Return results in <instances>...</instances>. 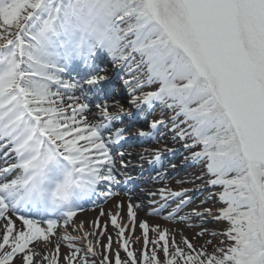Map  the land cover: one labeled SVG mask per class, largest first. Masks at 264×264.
<instances>
[{
    "label": "snow or ice",
    "instance_id": "obj_1",
    "mask_svg": "<svg viewBox=\"0 0 264 264\" xmlns=\"http://www.w3.org/2000/svg\"><path fill=\"white\" fill-rule=\"evenodd\" d=\"M137 116L148 130L130 131ZM167 133L202 170L177 181L193 188L142 189L147 215L198 221L199 246L138 221L145 204L126 188L128 168L143 170L126 159L130 142L158 145L140 153L153 183L176 167ZM121 185L128 219L117 201L113 249L111 235L100 244L107 225L74 218ZM0 264H264V0H0Z\"/></svg>",
    "mask_w": 264,
    "mask_h": 264
},
{
    "label": "bare ground",
    "instance_id": "obj_2",
    "mask_svg": "<svg viewBox=\"0 0 264 264\" xmlns=\"http://www.w3.org/2000/svg\"><path fill=\"white\" fill-rule=\"evenodd\" d=\"M117 87H119L118 89H121V90L123 88V86L119 85V84H117ZM125 107H129V105L125 104ZM93 111H95V109ZM141 122H142L141 124L145 123V121H141ZM134 125H138L139 126V124H137V123H135ZM161 131H163V129ZM161 141H162V143H160V145H164L163 142L166 141V135H165L164 139L161 140ZM144 148H149L150 149V147H144V146L135 145L133 148H128L125 151L131 152L132 153L131 157L133 159L137 160V162H141L140 153L142 152V150ZM176 150H177L176 154H174V155L171 154V153H168V154L165 153V155H164V163H165V165H167L170 162L171 164L176 165V167L174 169L169 168L168 171H170L172 176L173 175H177V178H178V175H179L178 172H179V170L182 167V164H179V162L182 161L183 158L180 159V157H178L181 153H179L178 149H176ZM181 155H183L185 157L184 154H181ZM144 162H146V161H144ZM198 175H200V173L197 172L196 175H194V176H198ZM179 180L180 179H175V177H174L172 179V182L171 181L169 182V186H171L173 189H177V190L180 189V188H187V187H192L193 188L194 187V185L191 184V183H183V184L176 183ZM188 180L189 179H184V181H188ZM150 181L152 182V177L150 178ZM198 182L196 181V185L195 186H199V185L203 184L202 180H198ZM148 189H153V188H147V190ZM132 190H133L132 191V197H131L132 198V202L135 204V203L138 202V199H139V201H141V202H143L145 204V208L136 209V211H137V220L138 221L140 219L141 220L148 219L150 224H157L158 223L161 226L168 227V228H170L169 226H171V225H173V223H175V222H172V221L169 222L167 220H164V219H162L161 217H158V216H148L147 215V207H146L147 206V197L144 195V193L141 195L139 193V191L137 190V187H135V186L132 188ZM128 199H129V197L127 195H125V191L124 190H120V194L118 196H114V197L110 198V200H108L102 206H100V207H98L96 209H93L92 212L85 211L86 213L85 212L81 213V214L78 213L77 216H76V220H77L76 224L79 225L80 222H83L84 230L90 232V227L87 225V222H89L90 219H94L95 221H97V220L99 221L98 228H99L100 231H103L104 230V226L108 225V228H111V230H113L116 233L117 230L111 226L108 213L109 212H112V213L116 212L117 209H116L115 205H116L117 201H121L123 203V206L119 209L120 214H121V218H122L121 222H127V219H128L127 218V202H128ZM197 205H199V201H197L195 204H192L191 207H195ZM211 206H212V204H209V203L203 205V207H211ZM101 210H103L104 215H101ZM184 211L187 212L189 210H187L185 208ZM191 223L192 224H196V223H198V221L193 220ZM211 224H218V223L211 222V223L206 224V225L210 226ZM176 226H178V225H176ZM212 229H214L213 226H212ZM138 230H139V227L137 226L135 231H138ZM69 232H71L73 235H77L78 234L76 232H73L71 228H69ZM116 240H117V237H114L113 238L114 242H113V245H112V247H114V248L116 246H118L117 243L115 242ZM54 242H55V238H53V243ZM43 243L44 242L40 241V242L37 243V245H39V247H40V245H42ZM52 248H53V245L49 244L47 250L48 251H52ZM40 249H41V247H40ZM66 250H67L66 247H64L62 245L61 252L63 253ZM100 251H102L101 248H100Z\"/></svg>",
    "mask_w": 264,
    "mask_h": 264
},
{
    "label": "rangeland",
    "instance_id": "obj_3",
    "mask_svg": "<svg viewBox=\"0 0 264 264\" xmlns=\"http://www.w3.org/2000/svg\"><path fill=\"white\" fill-rule=\"evenodd\" d=\"M153 118H158V117H153ZM164 131V130H163ZM170 136H171V134L170 133H167L166 134V142L164 143V144H166L168 147H170V148H174V149H178V151H179V153H181V154H184L185 155V157L186 156H188V153L186 152V151H184V149H183V147H182V145L179 143V142H173L171 139H170ZM160 142H162V141H160ZM142 145H146V146H152V145H155L152 141H150V142H148V143H146L145 144V142L144 143H142ZM128 148V147H127ZM181 148V149H180ZM183 152V153H182ZM175 154H176V152H175ZM179 155L178 157H180V159L181 158H183L182 159V161H180L179 162V164H182V167H181V169L179 170V175H178V179H180V180H184V179H189V180H191L192 178H193V176L194 175H196V173L198 172V173H200L201 172V166L200 165H193V164H191V162L190 161H188V160H186L185 159V157L183 156V155ZM177 176V175H176ZM175 177V176H174ZM174 177H169V179H167V177L165 178V181H163V182H161L162 184H161V186H163V184H167L168 185V183L171 181V179H173ZM207 178V177H206ZM205 178V179H206ZM167 180V181H166ZM197 182H198V180H197ZM199 183V182H198ZM203 183V182H202ZM169 186V185H168ZM171 187V186H170ZM187 188H192V187H187ZM218 191L219 189H207V191ZM192 195H196L195 193H191ZM206 194V193H205ZM200 198H202V197H199V198H197V200L195 201V203L197 202V201H199L200 200ZM209 204H211V202L209 203ZM96 208H98V207H96ZM96 208H93V207H91V209L90 210H82V211H80V213L79 214H81V213H84L85 211H89V212H92V210L93 209H96ZM191 208V205H189L188 206V208H186V209H190ZM86 213V212H85ZM141 220V219H140ZM77 220H76V218H75V222H76ZM95 220L94 219H90L89 220V222H87V225L90 227V231H92L93 230V228L95 227L96 228V231H97V233L99 234V232H101L100 230H99V228L96 226V224H95ZM170 222V221H169ZM176 225H178V224H176V223H173V225H171V226H169L170 227V229H173V230H176L177 232H179V230L180 229H183V234L184 235H186L189 239H191L192 241H193V243L194 244H196L197 246H199V245H201V244H203L204 243V240L205 239H209V237H204V238H201V237H199V236H197L196 235V233L197 232H199L200 231V227L199 226H195V225H198V223H196V224H193L194 226L193 227H187V226H185V225H178V226H176ZM212 226L214 227V229H212ZM225 225H223V224H211L210 226H207V225H204V227H206V228H208L210 231L211 230H220V229H222L223 227H224ZM108 235H111L112 236V238H114V237H117L116 236V233L113 231V230H111V228H108V225H107V230H106V234L105 235H103V236H100L99 237V239H100V244H101V246L103 245V244H106L107 243V236ZM132 235V240L130 241V246H131V248H133V249H136V250H139L141 247H143V240H142V234H141V230L139 229L138 231H135V233L134 234H131ZM152 233L150 232L149 233V236H150V238L152 237ZM136 237H140V239L139 240H137L136 239ZM177 240H179V234H177ZM218 239H224L223 237H219ZM215 242V241H214ZM38 242H36V244H37ZM118 246H116L115 248L114 247H112L113 249H116ZM149 248H151L152 247V245H149L148 246ZM101 249H102V251H103V248L101 247ZM36 250L37 251H41V249H40V247H39V245H37V247H36ZM209 250H211V249H209ZM67 251V250H66ZM120 255H121V258H124L125 257V253L121 250V252H120ZM97 259H100V257H97Z\"/></svg>",
    "mask_w": 264,
    "mask_h": 264
}]
</instances>
